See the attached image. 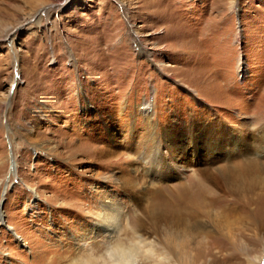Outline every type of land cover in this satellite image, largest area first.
Returning <instances> with one entry per match:
<instances>
[{
	"label": "rangeland",
	"instance_id": "1",
	"mask_svg": "<svg viewBox=\"0 0 264 264\" xmlns=\"http://www.w3.org/2000/svg\"><path fill=\"white\" fill-rule=\"evenodd\" d=\"M191 179L214 199L162 230L264 264V0H0V264L100 257L101 204L126 241Z\"/></svg>",
	"mask_w": 264,
	"mask_h": 264
},
{
	"label": "bare ground",
	"instance_id": "2",
	"mask_svg": "<svg viewBox=\"0 0 264 264\" xmlns=\"http://www.w3.org/2000/svg\"><path fill=\"white\" fill-rule=\"evenodd\" d=\"M152 167L154 166L150 165L149 168ZM158 167L159 164H157V168ZM154 177L155 175H153V178ZM179 187L180 193H174L173 191L168 190V188H165V190L161 191L160 189L161 192H158L157 190V192L153 194V198L152 200H150L151 202L148 204L147 208L151 222L146 225L148 221L146 223H143L139 219L136 220L133 232L131 233L132 237L126 241L117 238L119 232L121 231V209L117 207L116 204L114 205V203L108 205L101 204L100 211H98L100 212V214L96 215V217L99 219V222L98 224H96L97 228L95 231L98 235L99 233H101L106 234L107 236L109 235L110 237V241H107V243H105V245L101 247L103 250L105 249L104 253L100 257H94V255L92 254L93 252H88L89 254L86 255V257L72 260L73 262L70 263L140 264V262H142L144 264H149L156 256L159 257L154 249V244L162 243L164 247L174 255V258L176 259V262L178 264H194L192 261V258L194 256L193 252L189 250L190 248L187 247L188 241L182 239L181 237H179V235H175L171 231H163V227L161 228L160 224L162 222H164L162 224L168 222L167 219L174 214L176 208L180 209L179 211L183 210L184 212H188L190 217L196 219L200 215V209H202L205 205L206 199H214V197L211 198L210 194L207 191L203 190L201 188V185L193 179L190 180V183L187 186L189 190L186 186ZM243 209L247 211L246 205L245 207H243ZM202 211L203 213L207 212L204 210ZM199 227L206 228V226H203L201 224H199ZM221 241L222 239L219 243H222ZM99 248L98 250L101 251L102 249ZM100 259L102 262H99ZM163 259L165 258L163 257L162 259H160V261Z\"/></svg>",
	"mask_w": 264,
	"mask_h": 264
},
{
	"label": "water",
	"instance_id": "3",
	"mask_svg": "<svg viewBox=\"0 0 264 264\" xmlns=\"http://www.w3.org/2000/svg\"><path fill=\"white\" fill-rule=\"evenodd\" d=\"M2 204H3V202L1 201V203H0V208L2 207Z\"/></svg>",
	"mask_w": 264,
	"mask_h": 264
}]
</instances>
